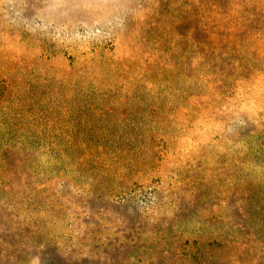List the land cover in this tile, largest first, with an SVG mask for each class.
I'll return each mask as SVG.
<instances>
[{
	"label": "rangeland",
	"instance_id": "374dc122",
	"mask_svg": "<svg viewBox=\"0 0 264 264\" xmlns=\"http://www.w3.org/2000/svg\"><path fill=\"white\" fill-rule=\"evenodd\" d=\"M0 264H264V0H0Z\"/></svg>",
	"mask_w": 264,
	"mask_h": 264
}]
</instances>
